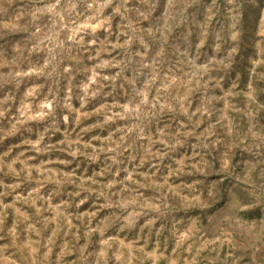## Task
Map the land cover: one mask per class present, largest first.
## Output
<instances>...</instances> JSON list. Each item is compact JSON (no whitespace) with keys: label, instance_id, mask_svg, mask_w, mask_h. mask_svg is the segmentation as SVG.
I'll return each instance as SVG.
<instances>
[{"label":"rangeland","instance_id":"rangeland-1","mask_svg":"<svg viewBox=\"0 0 264 264\" xmlns=\"http://www.w3.org/2000/svg\"><path fill=\"white\" fill-rule=\"evenodd\" d=\"M0 264H264V0H0Z\"/></svg>","mask_w":264,"mask_h":264}]
</instances>
